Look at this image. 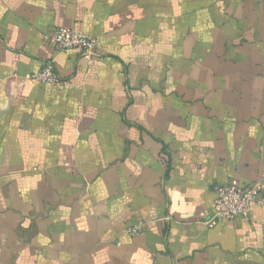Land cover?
Instances as JSON below:
<instances>
[{
  "label": "crops",
  "instance_id": "0c3cea01",
  "mask_svg": "<svg viewBox=\"0 0 264 264\" xmlns=\"http://www.w3.org/2000/svg\"><path fill=\"white\" fill-rule=\"evenodd\" d=\"M262 199L264 0H0V264H264Z\"/></svg>",
  "mask_w": 264,
  "mask_h": 264
},
{
  "label": "built area",
  "instance_id": "2783aa9c",
  "mask_svg": "<svg viewBox=\"0 0 264 264\" xmlns=\"http://www.w3.org/2000/svg\"><path fill=\"white\" fill-rule=\"evenodd\" d=\"M46 41L60 50L80 49L88 57L94 55L96 40L81 33L69 29H60L46 37ZM34 82L56 86L61 82L60 77L53 67H45L42 71L31 75ZM263 185L261 182L253 184L247 189L234 185L216 190L215 218L226 220L243 219L248 220L251 212V204L261 194ZM264 203V199L261 200ZM144 231L142 224L127 230L130 236H139Z\"/></svg>",
  "mask_w": 264,
  "mask_h": 264
}]
</instances>
